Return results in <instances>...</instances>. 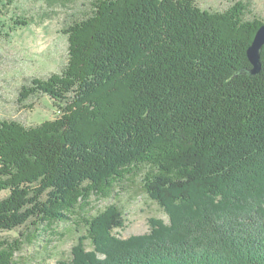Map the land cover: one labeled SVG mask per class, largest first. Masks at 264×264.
<instances>
[{
	"label": "trees",
	"instance_id": "1",
	"mask_svg": "<svg viewBox=\"0 0 264 264\" xmlns=\"http://www.w3.org/2000/svg\"><path fill=\"white\" fill-rule=\"evenodd\" d=\"M251 2L91 0L66 25V64L18 99L47 95L57 116L0 120V231L18 229L0 264L58 223L79 229L56 264H264V46L258 73L247 57L264 18L246 17ZM135 177L168 222L121 238L123 211L91 213L92 199Z\"/></svg>",
	"mask_w": 264,
	"mask_h": 264
},
{
	"label": "rangeland",
	"instance_id": "2",
	"mask_svg": "<svg viewBox=\"0 0 264 264\" xmlns=\"http://www.w3.org/2000/svg\"><path fill=\"white\" fill-rule=\"evenodd\" d=\"M196 1L201 9L221 11L234 0ZM251 1L246 17L264 18V0ZM91 7V0H57L52 4L43 0H14L11 5L0 6V29L4 33L0 38V120L36 125L57 116L58 108L47 95L36 94L18 102L19 92L32 77L43 78L61 70L67 62L68 44L63 29L87 15ZM21 18L28 20L27 24H18ZM109 204H116L123 211V226L113 229L121 238L147 233L151 217L168 222L167 213L141 192L138 177L125 183L109 199L93 197L90 211L94 213ZM78 229L68 223L42 229L32 244L27 243L16 253L15 264H56L59 259L69 258ZM17 233L18 229L0 231V240Z\"/></svg>",
	"mask_w": 264,
	"mask_h": 264
},
{
	"label": "water",
	"instance_id": "3",
	"mask_svg": "<svg viewBox=\"0 0 264 264\" xmlns=\"http://www.w3.org/2000/svg\"><path fill=\"white\" fill-rule=\"evenodd\" d=\"M264 46V24H262L256 31L253 40L247 48V57L252 68L248 71L250 74H256L260 71V52Z\"/></svg>",
	"mask_w": 264,
	"mask_h": 264
}]
</instances>
